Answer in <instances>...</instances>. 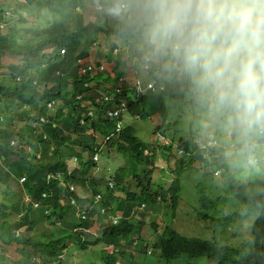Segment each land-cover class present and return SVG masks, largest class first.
Wrapping results in <instances>:
<instances>
[{"label": "trees", "instance_id": "obj_1", "mask_svg": "<svg viewBox=\"0 0 264 264\" xmlns=\"http://www.w3.org/2000/svg\"><path fill=\"white\" fill-rule=\"evenodd\" d=\"M86 1L89 0H18L16 6L27 9V13H33L30 6L47 8L48 17L39 21L37 28L32 29L34 36L25 45H20L13 35L0 34V248L3 246L6 250L8 247V251H12L7 257L0 252V264H66L65 257H51L57 254V248L64 246L66 237L71 235H66V230L55 229V236L43 241L52 235L39 238L35 236L33 228L37 223H53V218L68 222L73 209V205L69 203L71 196L86 217L78 218L80 220L70 226H82L89 231L97 230L98 223L104 226L101 230L98 229L100 236L95 237L92 242L85 240L82 243L74 235L75 243L83 249L91 243L104 242L111 245L116 238L126 236L121 227L107 223V214L115 215L117 210L121 211V222L118 225L125 223L132 226L130 221L136 218L141 223L157 209L153 204L155 202L150 201L148 192V186L156 187L152 184V170H148L156 160L155 148L144 155L143 141L130 136L128 126L119 134L111 135L114 119L109 111L119 104L121 98L126 97L129 90L124 86L120 92L112 88L105 89L111 94L102 101L95 100V92L92 95L89 93L94 85L103 81L104 72H99L97 65L94 72L87 69L86 47L89 40L86 38H90V42L96 41V33H106V28L116 21L114 29L124 35L123 41L129 42L128 47L135 48L139 57L150 56L149 45L152 43L141 23L134 19L127 20L124 15L116 17L110 24L104 22L94 28L89 24L85 25L82 14L75 12V8H84ZM116 1H112V4ZM5 10L0 9V21L5 19ZM70 12L73 13L72 16ZM18 13L21 15V11ZM48 46L54 51L43 53V49ZM62 47H65V53L60 55L59 49ZM5 55H10L13 61L4 64L2 60ZM107 55L110 57L109 61H112V52ZM130 60L132 59L128 58ZM120 65L116 61L113 69L122 72ZM158 72L166 83L167 100H173L171 105L174 107L168 109V114H174L177 107L186 105L194 114L198 113L199 118H206L205 110L212 103L210 96L195 83L191 75L183 69L179 76L160 69ZM120 76L121 73H116L117 78ZM88 82H93V87H89L86 84ZM77 95L81 97L77 98ZM158 98H161V94H158ZM126 99L130 112L141 117L158 109L160 103L159 100L151 101L146 107L144 97ZM48 101L54 102L51 110L46 109ZM181 109L183 108L178 111ZM222 112L221 118L217 119L223 121L222 118L226 119L227 116L225 111ZM168 116L162 117L159 127L162 136L168 133L164 123ZM14 117L19 118L20 125H17ZM196 132L195 128L194 133ZM218 132L214 131L215 134ZM168 136L170 138L169 133ZM257 136L264 138V132L257 129ZM173 141L180 147L173 146L171 141L165 145V150L168 155L181 152L175 167L171 169L176 171L177 176L172 182L180 186L179 191L185 185L184 181L180 182L179 176L182 179L193 175V157H188L186 149L189 144L182 136L178 140L173 138ZM100 148L110 154L113 160L118 153L126 156V159L122 157L119 160L120 167L112 175L115 180L112 189H108L103 180L97 177L95 161H81L82 152H95ZM215 148L216 146L211 151ZM72 157L77 158L74 168L70 164ZM134 165L140 167L139 173L133 172ZM225 173L227 174L226 166ZM259 173L251 172L250 175L254 177ZM245 174L231 173V176ZM132 177L145 181L146 184H141L138 194L129 188L127 199L115 200L114 192L123 190L124 179ZM257 181L261 184L250 182L246 196L242 193L237 195V199H230L232 210L229 214L215 212L210 216L208 213L214 207L215 199L209 197L208 192L215 184H208L207 189L197 180L194 189L198 191L197 203L201 209L194 210L193 219L201 222L202 226L193 228L190 224L189 229L193 233L189 234L193 238L178 236L174 243H170V240L159 243L162 261L158 264H169L172 258L175 264H190L192 254L198 257L196 255L203 256L213 250L221 252V259L216 264H264V176L260 174ZM70 184L76 189L71 191ZM76 185L81 190L80 195L75 193L79 189ZM176 188L177 186H173L170 194ZM96 193L102 194L97 204L92 200ZM6 197L12 202L9 209H6ZM241 197H246L244 205L233 211L235 203ZM33 202L36 204L33 205ZM19 211L22 213L18 217L15 212ZM251 217H254L250 226L253 239H245L238 245L244 255L229 253L226 241L233 240L234 231L239 230L235 222L246 221ZM212 228L219 229L221 234L215 235L211 232ZM16 229L23 230L16 234ZM169 235L173 238L177 234L170 231ZM24 245L32 251L27 248L23 251ZM14 248L16 251H13ZM101 260V264L116 263V258L103 257ZM93 262L82 260L76 264Z\"/></svg>", "mask_w": 264, "mask_h": 264}, {"label": "clouds", "instance_id": "obj_2", "mask_svg": "<svg viewBox=\"0 0 264 264\" xmlns=\"http://www.w3.org/2000/svg\"><path fill=\"white\" fill-rule=\"evenodd\" d=\"M17 1L18 0H16L14 4H16ZM112 1L114 0H89L86 1L84 8L76 7L75 12L82 14L83 23L85 25L89 24L90 27L93 28L104 22L110 24L120 15H124L127 20L134 19L138 21L144 27L146 35L152 43V45H149L151 54L150 56L139 57L135 52V48L128 47L129 42L123 41L124 35L116 32V29H114L116 21L111 27L106 28V33H96L97 35L101 33L106 38L110 36L115 38L110 42L109 49L104 52V60L97 59L95 62L91 61L92 50L95 48L96 51H100L101 47H99L97 40L90 42V38H86L89 40L88 46L86 47L88 54L87 69L94 72L96 68L95 65H97L100 70L99 72H104L103 81L98 85H94V88H92L89 93L92 95L93 92H95L97 95L95 100L102 101L108 99L110 96L109 94H111L105 91V89L112 88L116 92H120L122 86H124L129 90L125 81H123L125 71L122 69L128 61V58L132 59L130 61L133 68L140 69L145 76H150L155 72L156 75L154 78H150L147 81L143 80V82L140 80L134 81L129 93L126 94V97L135 99L144 97L146 107H148L151 101L159 100L160 102L159 108L150 112L146 117H141L139 114L134 113L135 117H137L134 120L136 121L139 119L153 118L154 113L160 111L162 107L163 113L168 112V106L165 103V101H167L166 83L158 72L159 69L168 74L172 73L175 76H179V72L183 69L186 73L191 75L195 83L209 94L212 102L209 107L218 111L216 118L223 114L222 111H225L227 118H222L223 121H220L224 122L226 125L231 124L229 139H223L222 141L220 131L215 134L214 129L212 133H209L205 141L197 136L190 140H185L186 142L188 141L189 144V147L186 149L189 152L188 157H193V159L197 158L206 163L208 171L206 170L200 175L201 184L205 185L207 189L208 184H215V187L208 192V196L215 199V205L208 214L210 216L215 212H220L225 215L229 214L232 210V206L229 204L230 199L236 198L237 195L242 193H245L246 196L251 185L250 182L255 185L261 184L257 181V178L260 174L264 176V138H258L257 136V129L264 132V0H117L116 3L113 4ZM30 7L33 13H27V9L21 8L15 11V15L18 17V23L28 24L27 27L21 26L20 28L30 34L29 37L21 36L19 33L20 28L18 31H15L14 23L8 22L6 24L7 30L10 31L9 35H13L20 45H25V43L34 36L32 29L37 28L39 21L45 20L38 18L42 13L41 8L45 7ZM87 8L92 10L96 15L95 21H89L90 23L85 21V13L83 12ZM45 9L47 12V8ZM105 9L108 10L105 11ZM18 11H21V15ZM70 14L71 16L73 15L72 12H70ZM12 15L13 16H10V18L14 17V13ZM2 27L0 23V28ZM21 41L24 43L22 44ZM134 47H136L135 44ZM46 48L43 49V53L47 54L54 51V49L50 47L51 50L46 52ZM119 48L123 50L125 55H129L127 59H123L120 56L118 53V50H120ZM108 52H112L114 56L112 60L113 67L116 61L117 63H121L119 69L122 70V72L114 70L111 75L108 73L106 67V62L110 59L107 55ZM64 53L65 47L60 48L59 54L63 55ZM130 56L132 58H130ZM170 61L172 62L170 63ZM135 62H140V64L136 66L134 64ZM178 63L180 67H178ZM43 65L45 66L46 64ZM116 73H121L122 76L117 78ZM155 78L157 80H155ZM105 83L111 86L105 87ZM86 84L89 87H93V82H88ZM102 90L104 92L100 94L99 91ZM150 92L155 93L150 95ZM158 94H161V98H158ZM149 96L151 97L150 99L148 98ZM79 97L81 96L77 95V98ZM126 97L124 96V98H121L119 104H116L113 110L109 111V115H112L114 119L113 131L111 132L112 136L119 134L122 129L128 126L123 125L122 121L124 115L132 113L128 109ZM189 98L192 99L190 95ZM161 100L164 102H161ZM53 103V101L46 102V109L51 110ZM88 103L87 101V104ZM205 116L207 118V115ZM238 123L242 127H239ZM220 125L213 124V128L218 127L219 130H221L219 127ZM159 127L160 124L153 126L152 133H158V135H154L155 138L151 141V147H147L144 143V155L150 153L152 148H155L154 151L156 155L158 151L166 152L168 155V152L165 150V145L171 141L173 146H179L178 143L173 141V138L178 140V137L171 136L170 140L169 137L165 135L162 136L159 132ZM194 130L195 128L193 131ZM196 130L198 129L196 128ZM215 135H217V137ZM158 139L161 140L160 143H157ZM163 140H165V142H163ZM242 140H246L247 142L239 144ZM211 141L214 143L212 146L210 145ZM217 141H219L218 144L216 143ZM231 142H235L234 145L237 147L235 159L226 160L224 158L225 145ZM215 146V150L211 151ZM209 151L216 152L219 156L218 160L212 157ZM101 154L106 157L107 165L113 164L110 168H99ZM172 154L177 153L172 152ZM180 155L181 152L178 151L176 162ZM122 157L126 159L123 153H118L115 154L113 160L110 154L102 151L100 148V150L95 152H82L81 161L83 162L87 159L95 161L97 164L95 168L97 177L103 180V183H105L108 189H112L115 186V180L112 175L115 170L119 169V160ZM248 158H255L256 160V162L251 164L253 169L249 171L245 170V168L250 165L246 161ZM76 162L77 158L72 157L70 164L73 163L74 166L71 167H76ZM158 166H160L159 159L156 158L153 166H149L148 169L152 170V184L156 185V187H151L156 191H153L148 186L150 201L153 200L155 202L153 204L157 206V209L151 212L150 216L146 218L145 221L139 223V220L135 218L134 221H130L132 226L125 223L118 225L121 222L119 221L121 211L117 210L115 215L107 214L109 216L107 217L108 224L121 227L124 233H126V236H135V238L131 239L132 244L135 242L134 250L130 252L127 251L125 246L128 242L123 241L126 236L116 238L111 245L101 242L110 249L103 257L116 258L115 264H134V262L139 264L135 260V256L138 253L147 255L156 253L157 261L160 262L162 259L159 256L160 250L158 245L163 242V240H170V243H174L178 236L187 238L194 237L189 234V232L191 233L189 229L191 222L189 219H186L187 230H181L175 227L177 210L180 203L179 199L182 197L185 188L181 187L178 191L180 186L172 182L174 177L177 176L176 171L169 170L166 172L163 167H160V173L163 175H171L170 182L166 185L162 181H157V179H161L155 176V168ZM225 166L227 167V174L225 173ZM99 169L101 171H99ZM139 169L140 167L134 165L133 172L139 173ZM219 169V176L216 174L213 175V170L219 171ZM108 171H110L109 174H107ZM251 172L260 173L252 177L250 175ZM231 173L246 174L232 177ZM180 179L181 177L179 176V180ZM124 181L125 188L114 192L115 200L127 199L129 196V188L138 194V191H141L142 188L141 184H146L145 181L137 179L136 177L124 179ZM71 185L73 184H70L69 189L71 191L75 190L76 187H72ZM173 186H177V188L173 191V194H170V189H172ZM77 187L79 188V186ZM99 187H101V185H99ZM75 193L80 195V188L78 192ZM101 195L102 194L96 193L92 197L95 204H97V200L100 199ZM245 198L246 197H241L240 200L235 203L233 211L237 208L239 210V208L244 205ZM26 200L27 198L24 199V201ZM62 203L64 202L62 201ZM69 203L75 207L77 218L83 219L86 217V214L81 212L82 208L77 206L78 203L73 196L70 197ZM35 204L36 203L33 202V205ZM165 206L169 207L170 210L165 211ZM195 209L200 210L201 208L199 205L193 208V214L190 215V218L194 217ZM253 218L254 217L246 221L235 222L239 230L234 231L235 238L233 240L226 241L228 245L226 248L229 253L244 255L238 245L244 242L245 239H253V235L250 232ZM52 221L53 223L51 224L55 222L60 226L62 220L53 218ZM68 223L69 225L62 230H66L65 234H70L71 236L66 237V244L64 246L60 245L59 248H57V254L51 258H64L67 245L72 243V241L75 243L74 235H77L76 239L82 243H84L85 240L92 242L95 237L100 236V231L98 229L101 230L104 227L98 223L97 230L89 231L82 226L72 227L69 221ZM38 225L41 224L37 223L36 227ZM56 229L61 230L59 227ZM170 231H174L177 235L171 238L169 235ZM43 235H52L44 238L43 241L55 236L54 233L52 234V232L48 231L41 232L40 236L37 237L41 238ZM142 240H146L147 243L140 244ZM94 244L96 243L88 244L87 248L90 249ZM77 246L74 245L75 256L78 251ZM137 246H139L138 250H135ZM25 248L27 247L24 245L23 251H25ZM27 249L31 250L30 247ZM13 251H16V249L14 248ZM0 252L4 253L7 257L8 247L5 250L2 246ZM220 253L221 252L213 250L209 254L203 256L196 255L198 257H194L192 254L189 258V262L190 264H216L217 261L221 259ZM116 254L119 256H116ZM77 262L80 261L76 258L73 264ZM169 264H175L173 258Z\"/></svg>", "mask_w": 264, "mask_h": 264}, {"label": "rangeland", "instance_id": "obj_3", "mask_svg": "<svg viewBox=\"0 0 264 264\" xmlns=\"http://www.w3.org/2000/svg\"><path fill=\"white\" fill-rule=\"evenodd\" d=\"M16 0H0V9H6L5 10V19L0 21L1 25L3 26L2 28H0V34L3 33H10V31L7 30V23H14V30L18 31L19 28L21 26L23 27H27L28 24H22V23H18V17L15 15V11H17L19 8L17 6H15L16 4H14ZM93 4V3H90ZM88 6V4H87ZM42 13L40 14V16L38 17L39 19H45L48 17V15L46 14V9L45 8H41ZM85 13V21L90 23L89 21H95L96 19V15L92 12V10L90 9H85L83 11ZM14 13V17L10 18V16H13L12 14ZM23 13V12H22ZM10 18V19H9ZM9 20V21H8ZM19 33L21 34V36L23 37H29L30 34L26 33L24 31V29L19 30ZM115 38L113 36H110L108 38H106L103 34H99L98 38H97V42L99 47H101L100 51H96V49L94 48L91 52L92 54V59L91 61L95 62L100 59L104 60V52L106 50L109 49L110 47V42L113 41ZM21 43L23 44L24 42L21 41ZM95 47V46H93ZM122 47V46H120ZM120 49V48H119ZM51 50L50 47L46 48V52H49ZM100 53V54H99ZM118 53L120 54V56L123 59H127V57L129 55H125L123 50L120 49L118 50ZM13 61L12 57H10V55H5L4 59L2 60V62H4V64H7L9 62ZM136 61V60H135ZM136 66H138L140 64V62H135L134 63ZM106 67L108 69V73L111 75L114 72V69H112L113 67V62L112 61H108L106 62ZM122 69L125 71L124 76H123V81H125L127 87L129 88V90L131 89L132 84L134 83V81L136 80H140L143 82L149 80L150 78H154L155 77V72L152 73V75L150 76H145L144 73L138 69V68H133L131 61H127L125 63V65L122 67ZM0 71H2V69L0 68ZM170 75H174L172 73H170ZM155 80H157L155 78ZM111 85L108 83H105V87H110ZM104 91H99L100 94H102ZM155 92H150L149 94L152 95ZM149 99L151 98L150 96L148 97ZM173 100L169 99L167 101H165L166 105L168 102V109H171L172 107H174V105H171V102ZM179 108H183L181 110L178 111ZM218 111H213L212 107H208L206 108L205 111V115H207L206 119L203 118H199V114H194L189 108L188 106L184 105V106H179L176 108V112L174 114H168L165 113L164 115H169L165 120L164 123L166 125L167 131L171 136H176V137H180L182 136L184 140L186 139H192L195 136L201 138L202 140H206L207 137L209 136V133H212V130L215 129V131H220L221 135H222V141L223 139H229L230 136V125L231 124H224V122H221L220 120H218L217 117ZM163 115V107L160 111H156L154 113L153 118H146V119H139L134 121L137 117H135L134 113H129L128 115H124L122 121H123V125H128L129 127V131H130V136L135 137L139 140H142L143 143L146 144L147 147H151V141H153V139L155 138L154 135H158V133H152L153 131V126L157 125V124H161L163 119L162 117ZM130 119H129V118ZM128 118V119H127ZM14 120L17 121V125H20V121L18 117H14ZM129 120V121H128ZM134 121V123H133ZM213 124L214 125H220V129L218 127L213 128ZM197 128V132L194 133L193 129ZM168 133H165L166 137L168 136ZM217 137V135H215ZM196 140L198 141V139L196 138ZM161 140L158 139L157 143H160ZM163 142H165V140H163ZM245 142H247L246 140H242L239 142V144H244ZM211 146L214 145V143L211 141L210 142ZM217 144L219 143V141L216 142ZM235 142H231V143H227V145H225V152H224V158L226 160H232L235 159V153L237 151V147L234 145ZM201 144V143H200ZM261 150V149H258ZM209 154L212 155V157H214L216 160H218L219 156L217 155L216 152H210ZM177 154H170L167 155L166 152H157L156 158L159 159V165L158 167L155 168V176L160 177L161 179H157V181H162L164 182L166 185L170 182L171 179V175H163L160 173V167H163V169L168 172L169 170L173 169V167H175V163H176V159H177ZM250 165L245 168V170L249 171L252 170V166L251 164L256 162L255 158H248L246 160ZM111 165H107L106 164V157L101 154L100 155V161H99V168H110ZM192 173L193 175L190 178H186L183 177L181 180V183H185L184 188L185 191L182 195V197L179 199L180 203L178 206V210H177V216H176V223H175V227L181 230H187V222L186 219H189L192 227H201L202 223L201 222H196L194 221L193 218H190V215L193 214V208L198 206L197 203V196L198 191L195 188V184L197 182V180H201V174L207 170V166L206 163H204L203 161L195 158L192 160ZM71 166H74V164L72 163ZM99 171H101L99 169ZM172 171V170H171ZM208 171V170H207ZM110 171L107 172V174H109ZM217 175L219 176L220 174V169L219 171H215L213 170V175ZM206 176V175H205ZM218 180V179H217ZM26 194V193H25ZM11 201L6 197L5 198V205H8V207L6 209H9V206L11 205ZM73 209H71L72 213H71V217L69 218V222L70 224L76 222L78 220L77 216H76V211H75V207L72 206ZM165 211H169V207L165 206L164 207ZM22 212H15V214L17 216H19ZM7 219V218H6ZM61 225L58 226L59 224H56L54 222V224L51 223H43L41 225H38L37 227L33 228V232L35 233L36 236H40L41 232H52V234L54 233V229H56L57 227L63 229L66 228L69 223L68 222H60ZM189 224V223H188ZM23 229H16L15 233L19 234ZM207 231H209L208 228H206ZM143 232L145 233V231L143 230ZM214 232L215 235L221 234L220 230L217 228H212V231ZM193 233V232H191ZM190 236H192L190 234ZM204 237V236H202ZM135 238V236L132 235H127L123 241L128 242L125 246L127 248V251H133L134 250V246H135V242L132 244L131 243V239ZM136 240V239H135ZM147 241L146 240H142L140 241V244H146ZM75 246H77L73 241L72 243L67 245V250H66V255H65V262L66 264H73V262L76 261V258L78 259V261H82V260H93V264H101V258L103 256L106 255V252H109V248L107 246H105L103 243L99 242L96 243L94 245H92L89 248L86 249H82L79 246H77V254L75 256ZM138 247H135V250H138ZM89 249V250H88ZM12 251H8L7 255L11 254ZM116 256H119L118 254H116ZM135 260L139 263V264H158L157 261V254L153 253L152 255H147L144 253H138L135 256Z\"/></svg>", "mask_w": 264, "mask_h": 264}]
</instances>
